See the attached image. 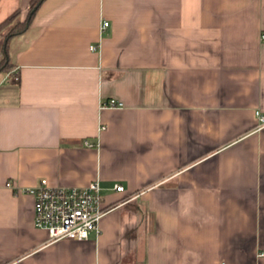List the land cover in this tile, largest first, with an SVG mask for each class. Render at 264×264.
<instances>
[{
	"label": "crops",
	"instance_id": "crops-1",
	"mask_svg": "<svg viewBox=\"0 0 264 264\" xmlns=\"http://www.w3.org/2000/svg\"><path fill=\"white\" fill-rule=\"evenodd\" d=\"M263 34L264 0H45L1 83L0 264H264ZM41 179L99 180L101 234L35 227Z\"/></svg>",
	"mask_w": 264,
	"mask_h": 264
},
{
	"label": "built area",
	"instance_id": "built-area-1",
	"mask_svg": "<svg viewBox=\"0 0 264 264\" xmlns=\"http://www.w3.org/2000/svg\"><path fill=\"white\" fill-rule=\"evenodd\" d=\"M109 22L103 24V29ZM264 40V34H263ZM98 45H92L96 51ZM110 108L123 107V103L115 99L103 103ZM261 124L264 116L258 111ZM90 146L92 144L86 143ZM116 192H124L122 185H115ZM35 201V227L48 232L51 241L71 240L86 241L92 234H101V222L113 209L105 202L103 188L99 180L84 187L52 186L47 179H41L38 185L25 189ZM264 256V251L261 253Z\"/></svg>",
	"mask_w": 264,
	"mask_h": 264
},
{
	"label": "trees",
	"instance_id": "trees-1",
	"mask_svg": "<svg viewBox=\"0 0 264 264\" xmlns=\"http://www.w3.org/2000/svg\"><path fill=\"white\" fill-rule=\"evenodd\" d=\"M45 0H31L30 1V10L26 16V19L23 22H20L19 27H17L16 29H14V31H12L10 33V36L7 39V42L5 43V46L7 45L8 41L10 40V38L17 36L23 32L26 31V29L29 27V25L31 24L35 14L37 13L38 9L40 8V6L42 5V3ZM21 14V9H17L14 12H12L11 14H9L1 23H0V32L3 31L4 28H6L7 25H9L14 19H16L17 17H19ZM6 58L8 59V55L6 56ZM0 73H5V74H10L14 79L18 78V75L15 73V67L14 65L11 63L10 58H9V62L6 65V63L4 65H2L0 67Z\"/></svg>",
	"mask_w": 264,
	"mask_h": 264
},
{
	"label": "rangeland",
	"instance_id": "rangeland-1",
	"mask_svg": "<svg viewBox=\"0 0 264 264\" xmlns=\"http://www.w3.org/2000/svg\"><path fill=\"white\" fill-rule=\"evenodd\" d=\"M26 16H23L21 12L19 17L14 19L9 25L6 26V28L3 29L2 32H0V67L4 65L5 63L7 65L9 62L11 44H12L13 39L16 37L14 36L10 38L6 47H4L5 43L7 42L8 37L10 36V33L14 31V29L19 27L20 22H23L26 19ZM7 55L9 57L8 59L6 58ZM5 75H6L5 73H0V87H1L0 90H2L5 86H7V83L4 86H1L2 81L5 80L4 79Z\"/></svg>",
	"mask_w": 264,
	"mask_h": 264
}]
</instances>
